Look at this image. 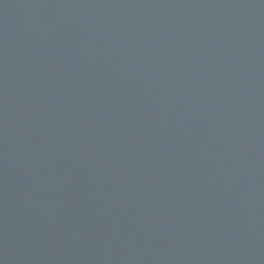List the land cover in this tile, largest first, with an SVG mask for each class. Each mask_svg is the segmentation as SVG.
I'll return each instance as SVG.
<instances>
[{
	"label": "water",
	"instance_id": "1",
	"mask_svg": "<svg viewBox=\"0 0 264 264\" xmlns=\"http://www.w3.org/2000/svg\"><path fill=\"white\" fill-rule=\"evenodd\" d=\"M0 264H264V0H0Z\"/></svg>",
	"mask_w": 264,
	"mask_h": 264
}]
</instances>
